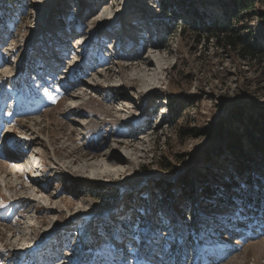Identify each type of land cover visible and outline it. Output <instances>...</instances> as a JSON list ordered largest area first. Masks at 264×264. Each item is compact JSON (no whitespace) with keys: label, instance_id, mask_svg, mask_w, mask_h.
<instances>
[{"label":"rangeland","instance_id":"374dc122","mask_svg":"<svg viewBox=\"0 0 264 264\" xmlns=\"http://www.w3.org/2000/svg\"><path fill=\"white\" fill-rule=\"evenodd\" d=\"M148 1L0 0V180L10 173L14 195L0 207V264H135L134 237L160 233L171 239L163 259L151 257L154 264H264V147L250 143L264 118V0H248L247 9L233 0ZM102 11L116 16L122 35L114 26L95 27ZM132 18L142 28L155 22L153 50L167 56L155 94L133 99L142 113L133 112L120 143L113 142L112 119L103 130L93 126L103 124V112L116 121L120 99L136 97L130 64L152 48L150 39L135 42L144 28L123 42ZM222 28L235 48L215 39ZM243 44L255 57L240 55ZM117 69L120 86L86 89L95 75L115 79ZM82 120L93 126L85 130ZM218 122L223 134L205 136ZM143 138L147 150L135 168L84 181L71 174L68 165L82 164L85 154L98 160L111 144L120 150ZM34 152L35 173L7 165L10 153L24 159ZM64 167L69 178L60 177ZM42 184L34 202L31 192ZM20 193L26 202L11 201ZM75 213L92 215L93 233L88 219L71 224ZM43 233H55L46 248L28 257L18 252L41 245Z\"/></svg>","mask_w":264,"mask_h":264},{"label":"bare ground","instance_id":"6f19581e","mask_svg":"<svg viewBox=\"0 0 264 264\" xmlns=\"http://www.w3.org/2000/svg\"><path fill=\"white\" fill-rule=\"evenodd\" d=\"M153 1H148V2H153ZM147 3H146L145 7L151 5L150 3H148V4ZM105 8L108 9L107 6ZM143 13H145V12L143 11ZM151 14H152V12H151ZM153 16L154 15L152 14L151 17L154 18ZM142 17L145 19V16L142 15ZM149 17H150V15H149ZM96 18H97V24H96L95 27H97L99 30H101L103 32H105L109 27H111V24H112L113 20H116V16L110 15L109 11L107 13H104L103 11L100 12L96 16ZM137 21L138 22H134L133 21L134 23L130 24V27H128V29L131 28L130 31L125 30L127 33H123V38H124L123 42H126V41H128L130 39H135L136 36L138 35V32L139 31L142 32L140 26L143 25L144 22H141L139 20H137ZM118 23H119V21L117 19L116 24H118ZM155 25H156L155 22L152 21L151 25L148 26V27L151 28V31L153 32L152 37H151V42L152 43L150 41H147L148 46L151 47L152 50L153 49H158V47H159L158 42L155 41V37H156ZM144 27L145 26H143V28ZM132 29L136 30V31L132 32ZM145 29H146V27H145ZM89 31H91V30H89ZM154 32H155V34H154ZM144 35H145V33H143V35L139 34L138 35L139 38H137L135 40V42L137 41L138 43L139 42L141 43V41L143 39L147 40L149 38V35H145V36ZM117 45H119V44H116L114 46L118 47ZM152 50H150L147 53H144L141 57H139V59H140L139 61H136L135 63H131L130 64V67H131L130 74L128 75L127 78L130 81V83H129L130 87H132V85L133 86L136 85L138 87L137 89L130 88L131 90L134 89L133 93L135 94L136 97L131 98V99L130 98L129 99L128 98H121L120 99V102H121L120 105L121 106H119L118 109L116 108L117 109V113H118V115L116 116L117 117L116 121L113 120L114 118H112L111 115H107V113L103 112L101 114V117L99 118V120H102L101 122H103L102 125L93 126V125H90L88 123H85V122H87V120H84V121L82 120L83 122H81L79 124L80 126H82L85 130H89L91 126H93L94 129L98 127V129L101 128L103 130L105 124H107L110 121V119H112V123L116 122V125L114 126L115 130H114V132L112 134V136H114V138H116V139H113V142L114 141H118V140L120 141V138L123 136V134L125 135V131L123 129L124 128L123 126L126 125L127 122H129V121H130V124L133 123V120H134L133 112L134 113H136V112L142 113L141 108H140L142 103H140L141 105H139V104L135 103L133 99L136 98V99H141V100L145 99L146 100L147 98H149V96H151V95L153 96L155 94V90L158 88L160 83H162L161 80H162L163 77L160 76V75L164 74V72H163V71H165L164 70L165 69L164 61L166 60V56L167 55L165 53H158L157 50H155V51L154 50L152 51ZM135 57L136 56H132V57H130L128 59L134 60ZM118 63L117 64L115 63L116 67L120 68V64H118ZM119 70L117 69V71L116 70L114 71L116 75H115V79H113V80H109V77H107L106 75H95L92 80H90V81H88L86 83V89L91 90V92H96L97 93L99 89H102L101 86H100L101 82H102V84H104V83L107 84L110 81H112L113 84L115 83V84L120 86V84L122 82H124V81H122V80H124V78L121 75ZM124 84H126V83H124ZM116 88H118V87H116ZM130 97H132V96H130ZM74 98L76 99V98H79V97L73 96L72 100ZM78 105H79V102H74L71 105V109L78 108ZM119 130H121V132H119ZM87 133H89V132L82 133L83 137H86L85 134H87ZM146 136H148V135L146 134ZM18 137L19 138H24L23 142L27 143V144H30V142H29L30 138L29 137L28 138H26L25 136L24 137L18 136ZM42 141H43V138H42ZM35 142H37V141H35ZM146 143H147V140H145L143 138V140H141L139 143H137V145L135 144L133 146V145H130V144H126L124 147L123 146L120 147V150L117 149L118 146L115 145L116 143L115 144H111V145L108 146V148L103 150V152L100 154L101 158L99 157L98 160H94V161L92 160L93 159L92 157H89L88 155L85 154L84 155L85 158H83V163L82 164H76L75 165V163H73L72 165H68V166L72 167L73 171L72 170L71 171L73 173H71L69 171V169L66 168V167H64L63 169H60V171H61L60 177L63 176V178H64V176L65 177L68 176V178H69V176H71V174L73 175L74 172H75L76 174L78 173V175H80V177L78 176L79 178L76 179V180L84 181L86 179V177H88V175H89V177H92V178L102 177V176L108 177V175H110V174H114V173L118 174V173L124 172L126 170H131V169L135 168L134 167L135 164L138 165L139 161L144 157V155L146 153V150H147V144ZM117 144H118V142H117ZM72 148H74V147H72ZM16 151H18V150H16ZM18 153H21V152L18 151ZM36 153L37 152H34V154L30 155V157H25L24 159H19V158H21L20 154H12V153H10L9 156H8V159H7V165H9L11 167H14L15 168V173L18 172L20 174V173L27 172L28 170L26 171L24 169H28V168L29 169L32 168V171L35 173V172H37L35 170L36 166H35V162L32 161V159H34V157H36ZM57 162H58V160H57ZM38 164H40L39 167H40V170H42L43 169V165H42L43 162L39 161ZM29 172H31V170ZM9 174L10 173H8V174L5 173V177H4L5 179L0 180V193L5 194V192H3L2 190H7V191H9L8 196L10 195L9 197L11 198V196H14V195H12L13 192L11 191V187L7 186L9 184L12 185L10 183L9 179H7V178H9ZM17 178H16V180H17ZM38 184H36V185L38 186ZM31 185H32V183H31ZM42 187H44V184H42L41 186L36 188V190H34V189L32 190L31 194L34 195L33 198H32V200H34V202H36L34 197L37 195V191L41 190ZM33 188H35V187L33 186ZM22 195H25V194L20 193V197L17 198L18 201L15 199L16 197H13L14 202L15 203H19V204H21L22 202H26L28 198L25 199V196H22ZM48 201H49V199H48ZM43 205H44V203H43ZM1 206H2V204H0V207ZM44 207H46V206L44 205ZM52 209L55 212H57V210H58L57 208H52ZM81 216H84V215L82 213L81 214L80 213H75L74 216H72V218H71V223L74 220L80 219ZM29 227H30V225H29ZM49 232H50V228H49ZM49 232L47 234H49ZM47 234L43 233V240H45L48 237V236L47 237L44 236V235H47ZM37 245L38 244H34V245H31V246L33 248L40 247V245H38V246ZM31 246H24V247L21 246V247H22V249H27L28 247H31Z\"/></svg>","mask_w":264,"mask_h":264},{"label":"trees","instance_id":"16d2710c","mask_svg":"<svg viewBox=\"0 0 264 264\" xmlns=\"http://www.w3.org/2000/svg\"><path fill=\"white\" fill-rule=\"evenodd\" d=\"M232 5H233V7L241 5L245 9L251 7V4L249 3L248 0H233ZM203 26L206 30H208L212 34V32H211L212 25L206 24L203 21ZM209 38L210 37L207 36L206 39H209ZM215 39L223 47H226V48H235L236 47V41H235L234 37L227 32L226 28H224V29L222 28V30L218 34H216ZM250 47H248L245 44L239 45L238 48L240 49V55L242 57H245V58L255 57L254 53H253V51H251ZM262 124L263 125L260 129L258 126L256 127L259 130V134H260L259 138H257L256 136H251V138H250L251 145H254L255 148H258L259 150H263V147H264V118H263ZM223 132H224V125L222 124V122H218V123L212 125V127H208L203 131L205 136L212 138V139L219 138L223 134ZM229 146L231 147L233 145L230 144ZM234 148H232V149H234Z\"/></svg>","mask_w":264,"mask_h":264},{"label":"snow or ice","instance_id":"6c2138e0","mask_svg":"<svg viewBox=\"0 0 264 264\" xmlns=\"http://www.w3.org/2000/svg\"><path fill=\"white\" fill-rule=\"evenodd\" d=\"M171 238L166 233H160L159 238L156 236L148 237L142 239L139 236L134 237V240L137 241L138 247L135 249L130 247V252L133 255V260L135 264H154L152 256H159L163 259V256L160 255V252H166L169 248V241ZM140 246L144 247L145 252L142 256L140 253ZM160 250L159 252L157 250ZM122 264H132V261H124Z\"/></svg>","mask_w":264,"mask_h":264}]
</instances>
